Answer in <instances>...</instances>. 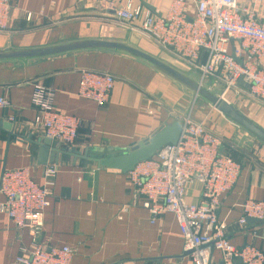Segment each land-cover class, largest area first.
Masks as SVG:
<instances>
[{"label":"crops","instance_id":"crops-1","mask_svg":"<svg viewBox=\"0 0 264 264\" xmlns=\"http://www.w3.org/2000/svg\"><path fill=\"white\" fill-rule=\"evenodd\" d=\"M10 1V20L0 31V47L44 46L79 38H126L118 26L143 37L135 26L115 17L112 7H123L127 0ZM189 1L192 13L194 4ZM135 2L166 12L172 0ZM241 3L250 6L253 0ZM27 12H32L31 20H27ZM256 12L264 22V2L256 6ZM132 34L130 42L135 38ZM82 69L115 76L114 90L105 105L78 94ZM35 83L53 87L55 108L81 120L78 137L71 146L81 151L134 146L183 115L203 121L208 129L223 136L221 152L230 153L242 167L235 187L222 197L218 209L219 218L226 221V235L236 246L249 244L264 251V220L248 219L245 225L239 222L243 216L239 204L248 199L264 201V164L252 162L238 148L248 142L247 133L203 99H197L186 114L190 100L186 92L147 64L114 52L83 51L45 58L21 68L0 64V97L11 104L0 123L14 126L13 134L0 126V180L6 169L28 168L42 184L45 168L54 165L58 169L44 225L35 240L27 230L18 229L0 208V264H18L21 248L34 242L45 248L69 245L75 251L72 264H193L184 252L174 215L165 213L152 222L128 173L65 154L47 164L38 162L39 146L33 140L45 134L36 123L37 111L31 102ZM200 189L199 183L189 184L186 199L198 202ZM4 199L0 191V205ZM124 207L127 211L123 212ZM212 264H221L217 250L213 251Z\"/></svg>","mask_w":264,"mask_h":264},{"label":"built area","instance_id":"built-area-1","mask_svg":"<svg viewBox=\"0 0 264 264\" xmlns=\"http://www.w3.org/2000/svg\"><path fill=\"white\" fill-rule=\"evenodd\" d=\"M192 2V13L189 0H172L166 12L144 8L135 0L112 9L119 21L135 26L143 37L223 86L225 95L231 90L246 92L264 106V22L256 12V6L264 0H253L250 6L241 0ZM11 9L10 0H0V31L8 27ZM32 17V12H27V20ZM115 82L111 73L82 69L78 94L105 105ZM55 95L51 86L33 85L35 120L45 136L71 147L81 120L58 111ZM8 108L10 101L0 97V117ZM222 144L223 139L203 121L183 115L177 143L165 144L152 157L137 163L128 172L129 180L135 194L142 197V206L150 212L152 222L165 213L174 215L183 236L184 252L193 264H212L214 250L220 252L221 264H264V251L249 244L234 245L226 235V221L219 218L222 197L235 187L242 170L230 153L221 152ZM57 171L54 165L45 168L42 184L28 168L6 169L2 173L0 191L5 199L1 211L34 240L44 225ZM193 183L201 186L198 202L186 199L188 185ZM239 206L243 211L240 224H247L249 218L264 220V201L248 199ZM74 254L69 245L45 248L34 242L21 248L17 263L72 264Z\"/></svg>","mask_w":264,"mask_h":264},{"label":"water","instance_id":"water-1","mask_svg":"<svg viewBox=\"0 0 264 264\" xmlns=\"http://www.w3.org/2000/svg\"><path fill=\"white\" fill-rule=\"evenodd\" d=\"M124 39L114 37L79 38L54 44L33 47H0V64L31 63L45 58L56 57L83 51H106L123 54L141 61L176 82L189 96L186 114H189L197 99H203L212 108L220 112L233 124L264 145V127L232 103L220 84L214 83L186 62L174 57L167 51L149 42L144 37L132 34V30L118 26ZM122 30V31H121ZM117 34H119L117 32ZM131 34L137 38L130 42ZM137 36V37H136ZM138 40V41H136ZM241 84L242 80L239 81ZM246 87H249L246 84ZM0 126L14 133L11 122H2ZM181 120L165 124L147 139L140 140L134 146L121 149H86L64 147L50 137H38L33 140L39 146L40 164L58 159L60 154L72 156L75 160L86 159L96 162L99 167L118 169L128 173L137 163L152 157L162 146L175 144L180 138ZM250 221L256 219L249 218ZM188 254V253H186Z\"/></svg>","mask_w":264,"mask_h":264},{"label":"rangeland","instance_id":"rangeland-1","mask_svg":"<svg viewBox=\"0 0 264 264\" xmlns=\"http://www.w3.org/2000/svg\"><path fill=\"white\" fill-rule=\"evenodd\" d=\"M22 66L23 63H14L8 65L9 68H21ZM196 71L200 72L197 69ZM226 96L232 103L237 105L242 111H244L247 115L264 127V106L260 102L251 98L246 92H237L236 90H231ZM215 134L219 135L221 138L223 137L217 132H215ZM241 134L243 133L241 132ZM247 134L246 136L249 138L248 142L244 141L243 145L240 146H238L236 143L234 144L238 146L239 150H241L246 157H249L252 162L258 163L260 166H262V164H264V145L258 141H255V139Z\"/></svg>","mask_w":264,"mask_h":264}]
</instances>
